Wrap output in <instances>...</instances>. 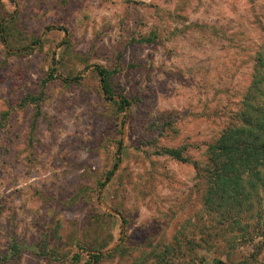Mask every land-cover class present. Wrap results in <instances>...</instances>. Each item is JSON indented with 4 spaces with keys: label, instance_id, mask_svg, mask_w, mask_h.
<instances>
[{
    "label": "rangeland",
    "instance_id": "rangeland-1",
    "mask_svg": "<svg viewBox=\"0 0 264 264\" xmlns=\"http://www.w3.org/2000/svg\"><path fill=\"white\" fill-rule=\"evenodd\" d=\"M0 23V264H264V174L224 200L197 175L259 104L264 0H0Z\"/></svg>",
    "mask_w": 264,
    "mask_h": 264
},
{
    "label": "trees",
    "instance_id": "trees-1",
    "mask_svg": "<svg viewBox=\"0 0 264 264\" xmlns=\"http://www.w3.org/2000/svg\"><path fill=\"white\" fill-rule=\"evenodd\" d=\"M4 31V26L0 23L1 38L6 43ZM97 71L105 84V70L98 67ZM263 82L264 73L254 75L251 84L253 88L256 85L260 93L257 96L250 95L247 100L251 102L257 100L259 104L248 102V104L251 103L248 106L250 111H245L239 123L232 124L222 131L214 144L209 147L207 166L202 170L197 168L199 177L209 178L205 195L213 194L214 197L217 195L224 200L226 198L224 195L230 192L236 197L242 194V197L249 198L250 195H246L245 176L262 178L264 174V90L262 91L259 86L264 87ZM104 89L108 92L106 84ZM122 103L126 108L127 101L122 100ZM260 185L264 188V180ZM250 187L255 188V185L250 184ZM204 201L209 202L210 198L205 197ZM220 203L221 206L222 202ZM96 256L93 255V257ZM91 261L92 258H90Z\"/></svg>",
    "mask_w": 264,
    "mask_h": 264
},
{
    "label": "water",
    "instance_id": "water-1",
    "mask_svg": "<svg viewBox=\"0 0 264 264\" xmlns=\"http://www.w3.org/2000/svg\"><path fill=\"white\" fill-rule=\"evenodd\" d=\"M102 203L107 207V205L102 201Z\"/></svg>",
    "mask_w": 264,
    "mask_h": 264
}]
</instances>
